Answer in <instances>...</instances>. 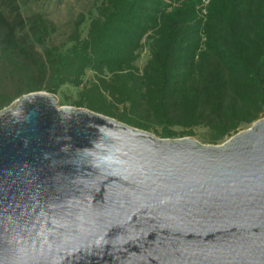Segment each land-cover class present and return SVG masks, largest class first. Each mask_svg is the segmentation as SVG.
I'll use <instances>...</instances> for the list:
<instances>
[{
  "label": "water",
  "instance_id": "water-1",
  "mask_svg": "<svg viewBox=\"0 0 264 264\" xmlns=\"http://www.w3.org/2000/svg\"><path fill=\"white\" fill-rule=\"evenodd\" d=\"M0 264H264V116L204 143L23 94L0 110Z\"/></svg>",
  "mask_w": 264,
  "mask_h": 264
},
{
  "label": "trees",
  "instance_id": "trees-1",
  "mask_svg": "<svg viewBox=\"0 0 264 264\" xmlns=\"http://www.w3.org/2000/svg\"><path fill=\"white\" fill-rule=\"evenodd\" d=\"M20 4L0 0V110L72 84L77 106L162 137L205 126L213 143L264 116V0H101L68 46L50 44L56 24Z\"/></svg>",
  "mask_w": 264,
  "mask_h": 264
},
{
  "label": "rangeland",
  "instance_id": "rangeland-1",
  "mask_svg": "<svg viewBox=\"0 0 264 264\" xmlns=\"http://www.w3.org/2000/svg\"><path fill=\"white\" fill-rule=\"evenodd\" d=\"M101 0H20L21 10L25 16H30L33 13H41L43 16L52 20L56 26V31L49 38V43L54 45L68 46L72 43L69 35L75 28V20L80 13L85 14V19L81 23L79 30L82 35L87 32L88 24L91 15L96 14L97 5ZM149 56L148 45L142 49L141 56L137 60V64L142 67ZM84 78L90 80L94 78V72L88 69ZM81 87H76L72 84H64L56 93L58 96L59 105H75V100L78 98V93ZM251 124H243L241 129L248 128ZM176 130L181 131L182 127L175 126ZM193 135L177 134L175 137L193 136L204 143L210 142L209 131L205 126L195 127ZM153 133L158 134L155 128L150 129ZM160 136V135H159ZM229 138V137H228Z\"/></svg>",
  "mask_w": 264,
  "mask_h": 264
},
{
  "label": "built area",
  "instance_id": "built-area-1",
  "mask_svg": "<svg viewBox=\"0 0 264 264\" xmlns=\"http://www.w3.org/2000/svg\"><path fill=\"white\" fill-rule=\"evenodd\" d=\"M208 0H205V2H207Z\"/></svg>",
  "mask_w": 264,
  "mask_h": 264
}]
</instances>
